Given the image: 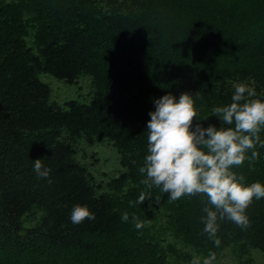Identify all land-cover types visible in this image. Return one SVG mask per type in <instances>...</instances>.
<instances>
[{
  "label": "trees",
  "instance_id": "obj_1",
  "mask_svg": "<svg viewBox=\"0 0 264 264\" xmlns=\"http://www.w3.org/2000/svg\"><path fill=\"white\" fill-rule=\"evenodd\" d=\"M40 74L89 77V102L50 103ZM238 83L264 100V0H0V264H191L210 252L215 264L227 250L236 264H253L250 250L264 259V198L246 210L250 228L218 222L217 247L204 232L206 195L169 202L139 173L155 99L188 92L193 127L219 129L212 110ZM104 139L121 170L102 185L75 144ZM262 143L258 159L233 169L246 185H264ZM141 192L151 199L137 204ZM76 205L96 219L73 225Z\"/></svg>",
  "mask_w": 264,
  "mask_h": 264
},
{
  "label": "clouds",
  "instance_id": "obj_2",
  "mask_svg": "<svg viewBox=\"0 0 264 264\" xmlns=\"http://www.w3.org/2000/svg\"><path fill=\"white\" fill-rule=\"evenodd\" d=\"M234 89L230 104L212 110L222 123L219 129L214 125L204 128L200 123L193 127L198 112L193 95L188 92L181 93L178 99L171 93L155 99V110L148 113V154L144 166L139 168V173L147 177L141 183L148 189L160 188L168 194L169 202L185 196L206 195L211 207L204 208V232L217 247L221 243L217 238L218 222L227 219L241 229L250 228L246 210L254 199L264 198V185L259 182L246 185L245 177L233 171L245 160L258 159L254 149L257 143H262L259 133L264 128V100L254 99L256 91L247 84L238 83ZM250 150L249 157L246 153ZM33 166L39 178L51 183L52 170L42 159L33 161ZM146 198L151 196L141 192L136 203L142 204ZM156 200L159 202V197ZM130 206H133L131 202ZM95 219V213L86 205H76L71 210L73 225ZM128 220L129 214L124 212L121 221ZM132 220L137 230L145 227V222L135 215ZM215 260L216 254L210 252L203 260L194 255L191 264H213Z\"/></svg>",
  "mask_w": 264,
  "mask_h": 264
},
{
  "label": "rangeland",
  "instance_id": "obj_3",
  "mask_svg": "<svg viewBox=\"0 0 264 264\" xmlns=\"http://www.w3.org/2000/svg\"><path fill=\"white\" fill-rule=\"evenodd\" d=\"M38 79L48 86L50 103L63 106L64 102L71 100L85 104L89 102L92 90L89 77L81 76L73 84L64 83L47 74L38 75ZM75 151L76 160L86 165L97 183L105 184L121 170L114 148L105 139L94 141L90 145L78 140ZM250 257L253 264H264V259L257 250H250ZM234 259L227 250L215 264H236Z\"/></svg>",
  "mask_w": 264,
  "mask_h": 264
}]
</instances>
